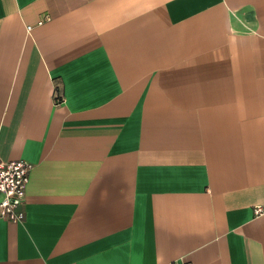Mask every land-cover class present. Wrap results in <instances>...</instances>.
Instances as JSON below:
<instances>
[{
	"label": "crops",
	"instance_id": "obj_1",
	"mask_svg": "<svg viewBox=\"0 0 264 264\" xmlns=\"http://www.w3.org/2000/svg\"><path fill=\"white\" fill-rule=\"evenodd\" d=\"M0 157V264H264V0H0Z\"/></svg>",
	"mask_w": 264,
	"mask_h": 264
},
{
	"label": "built area",
	"instance_id": "obj_2",
	"mask_svg": "<svg viewBox=\"0 0 264 264\" xmlns=\"http://www.w3.org/2000/svg\"><path fill=\"white\" fill-rule=\"evenodd\" d=\"M27 26V30L30 29ZM33 164L23 159L6 160L0 157V217L18 223L25 213L21 205L25 199V187ZM262 206L256 205L255 212Z\"/></svg>",
	"mask_w": 264,
	"mask_h": 264
}]
</instances>
